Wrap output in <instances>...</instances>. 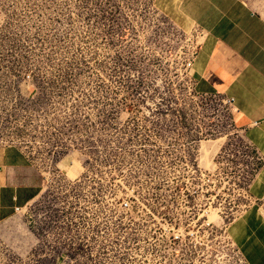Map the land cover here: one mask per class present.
Instances as JSON below:
<instances>
[{"label":"rangeland","instance_id":"1","mask_svg":"<svg viewBox=\"0 0 264 264\" xmlns=\"http://www.w3.org/2000/svg\"><path fill=\"white\" fill-rule=\"evenodd\" d=\"M177 1L0 0V149L43 184L0 264H153L167 224L222 234L251 203L263 156L189 67Z\"/></svg>","mask_w":264,"mask_h":264},{"label":"crops","instance_id":"2","mask_svg":"<svg viewBox=\"0 0 264 264\" xmlns=\"http://www.w3.org/2000/svg\"><path fill=\"white\" fill-rule=\"evenodd\" d=\"M204 35L192 72L206 92L233 99V118L263 156L251 203L229 225L247 264H264V0H178ZM0 225L42 193L40 173L17 146L0 149Z\"/></svg>","mask_w":264,"mask_h":264},{"label":"built area","instance_id":"3","mask_svg":"<svg viewBox=\"0 0 264 264\" xmlns=\"http://www.w3.org/2000/svg\"><path fill=\"white\" fill-rule=\"evenodd\" d=\"M194 59L189 67H193ZM233 107V99H228ZM1 169V168H0ZM125 206H131L125 202ZM21 208L17 209L20 212ZM231 223V222H230ZM223 226L218 234L212 222L194 221L186 225L167 224L164 228L170 235L160 234L166 239H158L164 246L162 255L155 258L153 264H247L239 248L229 235V225Z\"/></svg>","mask_w":264,"mask_h":264},{"label":"bare ground","instance_id":"4","mask_svg":"<svg viewBox=\"0 0 264 264\" xmlns=\"http://www.w3.org/2000/svg\"><path fill=\"white\" fill-rule=\"evenodd\" d=\"M21 211H22V209H21Z\"/></svg>","mask_w":264,"mask_h":264}]
</instances>
